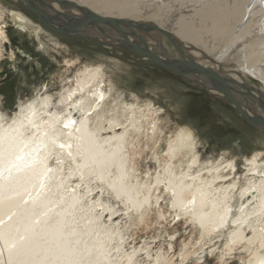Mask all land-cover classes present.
Segmentation results:
<instances>
[{
    "label": "bare ground",
    "instance_id": "6f19581e",
    "mask_svg": "<svg viewBox=\"0 0 264 264\" xmlns=\"http://www.w3.org/2000/svg\"><path fill=\"white\" fill-rule=\"evenodd\" d=\"M139 1L75 0L85 7L104 4L122 19L139 12ZM153 1L157 27L219 61L237 63L264 89V0ZM157 42L164 56L178 58L165 38ZM103 84L99 68L86 70L61 98L62 111L40 95L18 101L12 116L0 115V264H175L169 251L151 254L145 244L124 250L115 223L121 212L94 201L96 189L106 187L124 215L136 217L134 226L157 230L183 221L199 231L201 245L223 244L219 263L235 255L241 264H264L263 152L245 158L242 172L236 158L203 161L193 130L172 132L169 119L162 121L166 113L150 101L142 108L119 102L106 111ZM240 103L263 116L256 105ZM179 257V264L191 259L188 250Z\"/></svg>",
    "mask_w": 264,
    "mask_h": 264
},
{
    "label": "rangeland",
    "instance_id": "374dc122",
    "mask_svg": "<svg viewBox=\"0 0 264 264\" xmlns=\"http://www.w3.org/2000/svg\"><path fill=\"white\" fill-rule=\"evenodd\" d=\"M143 1H139V12L123 17L140 25L144 23L157 26L153 17L151 18L157 10L156 1ZM46 2L50 3L48 0ZM86 5H89L87 7L92 11L100 9L101 13L103 11L112 13L107 14L108 16L119 17L115 10L107 9L111 7L104 4L95 3L92 6L86 3ZM16 16L23 18L24 22H19ZM0 31L3 34L0 36V115L5 118L13 115L18 101L26 104L40 95L50 97L53 107L62 111L61 98L77 87L86 70L99 68L104 82L103 89L109 94L107 106L104 108L106 111L119 102L129 105L138 102L141 107L150 101L155 109L159 108L166 113L162 121L166 117L169 119V122L165 120V123L172 126V132L182 127L193 130L198 154L203 161L221 156L227 160L236 158L238 170L242 172L245 158L263 152L264 159V131L245 121L225 96L202 88L200 83L204 82H201L196 75L183 76L174 73L150 62L127 45L108 48L53 33L24 6L23 0H0ZM95 31L100 32L90 28L83 32L89 33L94 39L116 44L117 41L100 33L94 35ZM135 32L162 57L166 56L158 50L157 39L165 38L166 45L178 55L176 59H183L163 34L141 30ZM114 34L119 40L121 39L116 31ZM130 36L134 44L141 46L140 41ZM174 39L179 42L180 48H186L188 56L192 59L200 63L209 62V67L223 76L228 75L232 83L230 87L238 95L236 98L244 105H256L264 116V109L258 102V99L263 98L261 93H264L259 80L243 74L235 62L227 59L219 61L190 41L178 37ZM166 134L169 135L168 130ZM106 189L107 187L103 190L96 189L98 196L94 201L100 199L114 207V210L121 212L115 223L116 226L119 225V231L124 235L123 248L127 253L145 244L151 254L158 250L164 253L169 251L175 264L181 262L179 255L185 250L190 252L191 259L184 264H221L219 259L223 253L222 243L215 247L208 242L201 245L199 231L189 224H184L183 221L181 223L175 221L174 224L165 227L159 226L157 230L150 226V228L134 226L136 217L130 221L128 216L124 215L125 211L122 212L125 208L119 200L113 198L112 194H108ZM109 218V214L102 218L106 226L111 224ZM169 244L174 247L173 253L170 252ZM202 246L206 250L205 255L201 252ZM212 249L215 251L209 255ZM191 252L194 254L192 255ZM198 254L207 257L199 261ZM140 258L143 260L145 255H141ZM224 264L241 263L235 255H232L227 257Z\"/></svg>",
    "mask_w": 264,
    "mask_h": 264
},
{
    "label": "water",
    "instance_id": "95a60500",
    "mask_svg": "<svg viewBox=\"0 0 264 264\" xmlns=\"http://www.w3.org/2000/svg\"><path fill=\"white\" fill-rule=\"evenodd\" d=\"M48 1L50 3H47L46 0H23L24 6L32 14L36 15L39 21L53 33L82 41H88L108 48H116L119 46L124 47L127 45L141 56L147 58L150 62L174 73L181 74L183 76H198L199 80L204 82L200 83L202 84V88L209 92H214L225 96L226 99L237 109L240 116L245 121L264 131V117L248 111L240 103V100L236 98L237 94L230 87L232 83L229 80H226L222 74L212 67H206L205 65L188 56L186 48H180L178 42L168 32L160 29L157 26L145 24L140 25L122 18L102 16L85 6L77 4L76 2H71L68 0ZM54 5H57L58 8H56ZM71 11H75L78 14L76 16H71ZM86 28L100 30V33H104L103 36L110 39H114L111 38L110 35L116 31L121 39H115V41H117L116 44H108L102 40L94 39L91 36L82 35L79 33ZM136 30H141L143 32L154 31L163 34L177 50V52L182 55L183 59H169L167 57L159 56L152 50L145 40L141 39L138 34H136ZM130 35L140 41L141 46L134 44L130 39ZM246 89L248 90V88ZM258 102L261 104L262 109H264V100L258 99Z\"/></svg>",
    "mask_w": 264,
    "mask_h": 264
}]
</instances>
